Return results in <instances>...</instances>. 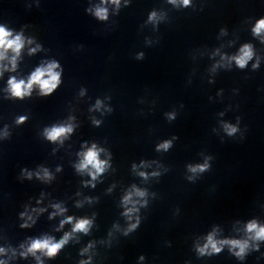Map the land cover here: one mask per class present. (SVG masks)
<instances>
[{
  "label": "clouds",
  "instance_id": "9594fccd",
  "mask_svg": "<svg viewBox=\"0 0 264 264\" xmlns=\"http://www.w3.org/2000/svg\"><path fill=\"white\" fill-rule=\"evenodd\" d=\"M170 2L175 3L176 0H170ZM183 4L187 6L190 0H182ZM113 4L119 5V0H112ZM95 16L101 20L107 19V9L103 7H98L95 10ZM156 18V13L153 12L149 19L154 20ZM261 32H264V19L257 21L255 27L253 28V33L259 35ZM12 36L11 32L7 31L4 27L0 26V60L4 59V54L7 50L11 49L17 56L20 53V50L24 46V40L21 35H16L14 38H10ZM31 43V41H29ZM32 51H36V49H32ZM253 52L250 45H244L240 49V54L236 57H233L236 64L243 68L246 63L252 58ZM143 53L139 54L138 58H142ZM13 70L15 68V57L12 60ZM255 67V66H254ZM59 68V64L55 61L48 63L47 66L38 67L29 77L27 83L24 80L17 81L14 77L10 78L8 81L9 91L13 97L23 99L26 95L31 94V90L33 86L36 85L40 89V94L43 96H47L51 94L60 84V75L61 73L56 71ZM100 106V102L97 101V107ZM174 114H169V119H174ZM26 117H19L17 123H23ZM99 123V122H95ZM225 131L229 136L235 134L238 129L237 127L229 124L224 125ZM73 130L71 125L67 126H53L50 129H45V136L50 141H57L61 137L66 136V134L71 133ZM171 146V141H165L157 146V150H168ZM102 149H98L95 144H93L86 152L81 153L80 155L83 157L80 164L77 165L78 171L88 170L89 168L94 171H89V175L92 177V180H96L97 176L102 174L107 167V161H103L99 159V153ZM135 167V165H133ZM209 168V164L205 162L204 164H198L195 166L189 165L188 170L192 173L204 172ZM141 176H145V173L141 172ZM153 175H159L158 173H153ZM49 173L47 170H44V177L47 178ZM29 178H31V174H29ZM188 179H192V177H188ZM94 187V185H93ZM133 195L137 197H144L146 193L141 191L140 189H136L133 186V191L129 192L123 198V204L129 205L132 207L126 208L124 215L128 217L129 220L132 219V213L137 212L136 208L137 201L133 200ZM54 207L60 213L65 211L63 208H60L59 205H55ZM23 215V214H21ZM31 219V217H29ZM64 223H72V217H68L66 221L61 222V226ZM91 225V221L88 219H80L78 220L74 226L73 232H83L87 234L89 227ZM139 225V218H137L136 223L130 224L129 228L125 232V235L128 232L135 230ZM27 225H22V227ZM246 232L249 234V239H224V240H216L214 239V233L209 234L206 238V243L202 247H198L197 251L200 255H211L213 253H220L222 248L225 245L229 246V250L239 259H244L246 253L250 248L249 240L252 241H264V226L257 224L256 221H251L246 225ZM70 238V234L66 233L64 237L59 242H54L52 238H44V239H36L33 240L30 246L27 249V253H31L35 255L37 252H42L48 257H54L61 250V248L68 242ZM256 250H259V245L254 244L251 245ZM4 249L0 248V252H3ZM87 251V249H85ZM22 255H26V253H22ZM143 259V257H141ZM81 264H87V262H81Z\"/></svg>",
  "mask_w": 264,
  "mask_h": 264
}]
</instances>
